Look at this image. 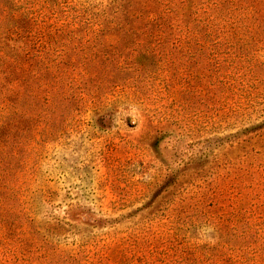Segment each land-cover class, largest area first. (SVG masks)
Segmentation results:
<instances>
[{
	"label": "rangeland",
	"instance_id": "1",
	"mask_svg": "<svg viewBox=\"0 0 264 264\" xmlns=\"http://www.w3.org/2000/svg\"><path fill=\"white\" fill-rule=\"evenodd\" d=\"M0 40L9 48L18 44ZM259 46L253 72L236 70L243 61L231 64L223 56L216 72L215 60L208 59V70L190 82L181 102L164 90L165 80L176 81L171 72L140 85L139 92L56 76L52 92L43 76L12 80L0 61V138L6 132L13 138L0 150V172L9 171L18 212L34 220L38 233L27 234L34 244L46 235L58 249L56 259L78 253L80 263L96 264L106 246L137 235L151 240L152 253L146 249L140 261L142 252L124 243L119 249L127 264H180L174 261L181 251L167 247L172 230L165 202L178 196L192 202L202 192L216 204L209 208L221 215L223 235H236L235 249L225 256L233 255L234 264H264V44ZM243 87L250 94L243 95ZM175 189L183 193L174 197ZM213 232L206 223L189 231L198 244L213 243Z\"/></svg>",
	"mask_w": 264,
	"mask_h": 264
},
{
	"label": "trees",
	"instance_id": "2",
	"mask_svg": "<svg viewBox=\"0 0 264 264\" xmlns=\"http://www.w3.org/2000/svg\"><path fill=\"white\" fill-rule=\"evenodd\" d=\"M0 38L18 42L9 48L0 40V61L12 80H24L30 73L35 78L43 76L53 92L55 77L65 75L85 83L94 79L100 88L108 85L139 92L140 85L171 72L176 81L165 80L164 90L181 102L190 82L208 70V59L215 60L211 64L216 72L221 68L220 56L231 64L243 61L234 64L236 70L243 67L246 73L253 72L252 60L262 49L259 44H264V0H0ZM16 71L19 77L15 78ZM247 87L241 90L245 96L250 94ZM4 136L0 150L13 139L9 132ZM1 171L0 264H82L78 253L56 259L58 249L49 246L46 235L38 246L34 244L36 239L27 235L38 233L34 220L18 212L17 189L9 171ZM182 193L175 189L171 195ZM165 203L171 208L167 247L183 254L174 262L234 264L233 255H225L227 249H235L236 235H223L221 215L209 208L216 205L214 201L208 202L201 192L192 202L178 196ZM202 223L212 225L213 243L191 241L189 231ZM150 241L128 235L114 247L106 246L96 264L102 258L105 264H127L119 249L124 243L142 252L138 258L142 261Z\"/></svg>",
	"mask_w": 264,
	"mask_h": 264
}]
</instances>
